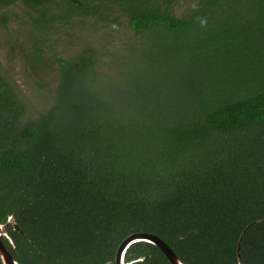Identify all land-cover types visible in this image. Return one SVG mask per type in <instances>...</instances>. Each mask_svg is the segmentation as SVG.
<instances>
[{"label": "trees", "instance_id": "16d2710c", "mask_svg": "<svg viewBox=\"0 0 264 264\" xmlns=\"http://www.w3.org/2000/svg\"><path fill=\"white\" fill-rule=\"evenodd\" d=\"M0 45L17 264H264V0H0Z\"/></svg>", "mask_w": 264, "mask_h": 264}, {"label": "water", "instance_id": "95a60500", "mask_svg": "<svg viewBox=\"0 0 264 264\" xmlns=\"http://www.w3.org/2000/svg\"><path fill=\"white\" fill-rule=\"evenodd\" d=\"M8 227H12L15 231H18V226L13 217L9 218L7 224H0V261L2 264H17L3 243V239L8 238ZM141 243L149 244L158 248L168 259L170 264H183L165 242L156 236L148 234H135L126 239L118 248L115 264H132L126 262V255L133 245Z\"/></svg>", "mask_w": 264, "mask_h": 264}, {"label": "rangeland", "instance_id": "374dc122", "mask_svg": "<svg viewBox=\"0 0 264 264\" xmlns=\"http://www.w3.org/2000/svg\"><path fill=\"white\" fill-rule=\"evenodd\" d=\"M9 51L8 46H5V50L3 49V47L0 45V61L4 58L5 56V52H6V58H8V62L10 64H12L13 67V71L15 72V79L17 81V83L19 84V86H21V88L25 91V93H29L30 90H32L33 88V83L34 80L32 79V77L29 76V74H26L25 72V61L22 58V56L20 54H12ZM49 81V85L51 87H53L56 84V79L52 78V77H48L47 78ZM51 91V89H50ZM29 101H32V95H27Z\"/></svg>", "mask_w": 264, "mask_h": 264}, {"label": "clouds", "instance_id": "9594fccd", "mask_svg": "<svg viewBox=\"0 0 264 264\" xmlns=\"http://www.w3.org/2000/svg\"><path fill=\"white\" fill-rule=\"evenodd\" d=\"M202 24H206V21H201Z\"/></svg>", "mask_w": 264, "mask_h": 264}]
</instances>
